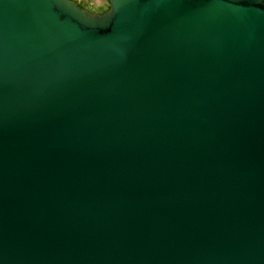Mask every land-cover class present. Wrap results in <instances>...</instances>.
Segmentation results:
<instances>
[{"label": "water", "instance_id": "1", "mask_svg": "<svg viewBox=\"0 0 264 264\" xmlns=\"http://www.w3.org/2000/svg\"><path fill=\"white\" fill-rule=\"evenodd\" d=\"M107 1L0 0V264H264V0Z\"/></svg>", "mask_w": 264, "mask_h": 264}, {"label": "rangeland", "instance_id": "2", "mask_svg": "<svg viewBox=\"0 0 264 264\" xmlns=\"http://www.w3.org/2000/svg\"><path fill=\"white\" fill-rule=\"evenodd\" d=\"M79 3L82 8L93 12L102 14L109 9V4L107 0H74Z\"/></svg>", "mask_w": 264, "mask_h": 264}, {"label": "flooded vegetation", "instance_id": "3", "mask_svg": "<svg viewBox=\"0 0 264 264\" xmlns=\"http://www.w3.org/2000/svg\"><path fill=\"white\" fill-rule=\"evenodd\" d=\"M79 4V3H78ZM79 6H81L80 4H79Z\"/></svg>", "mask_w": 264, "mask_h": 264}, {"label": "snow or ice", "instance_id": "4", "mask_svg": "<svg viewBox=\"0 0 264 264\" xmlns=\"http://www.w3.org/2000/svg\"><path fill=\"white\" fill-rule=\"evenodd\" d=\"M78 10V9H77ZM79 11V10H78ZM84 14V13H83Z\"/></svg>", "mask_w": 264, "mask_h": 264}]
</instances>
